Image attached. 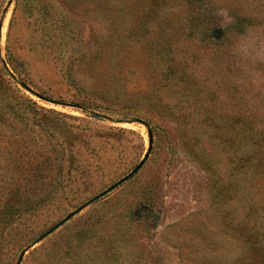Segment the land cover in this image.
Returning <instances> with one entry per match:
<instances>
[{
  "label": "rangeland",
  "instance_id": "1",
  "mask_svg": "<svg viewBox=\"0 0 264 264\" xmlns=\"http://www.w3.org/2000/svg\"><path fill=\"white\" fill-rule=\"evenodd\" d=\"M0 264H264V0H0Z\"/></svg>",
  "mask_w": 264,
  "mask_h": 264
},
{
  "label": "water",
  "instance_id": "2",
  "mask_svg": "<svg viewBox=\"0 0 264 264\" xmlns=\"http://www.w3.org/2000/svg\"><path fill=\"white\" fill-rule=\"evenodd\" d=\"M4 66H7L6 62L3 60L2 61ZM21 85L27 89L28 91L34 93L36 96H38L39 98L43 99V100H47L50 101L49 99L39 95L38 93H35L34 91H32V89H30L27 85H25L24 83H21ZM54 102V101H53ZM102 120V119H101ZM151 148V141H150V147ZM149 157V153L146 154V156L144 157V159L139 163V165L130 173L128 174L126 177H124L122 180H120L118 183L114 184L113 186H111L109 189H107L106 191L102 192L100 195L96 196L95 198H93L90 202H88L87 204H85L84 206H82L81 208H79L78 210H76L75 212L71 213L70 215H68L63 221H61L58 225H56L54 228H52L50 231H48L47 233H45L42 237H40L36 243L42 241L43 239H45L47 236H49L51 233H53L56 229H58L60 226H62L64 223H66L67 221H69L71 218H73L76 214H78L79 212H81L85 207H87L88 205H90L91 203H93L94 201L98 200L99 198L107 195L108 193L112 192L113 190H115L117 187H119L120 185H122L123 183H125L126 181H128L129 179H131L135 174H137L140 169L144 166L145 162L147 161ZM24 251L20 258H19V263H21L24 255H25Z\"/></svg>",
  "mask_w": 264,
  "mask_h": 264
},
{
  "label": "trees",
  "instance_id": "3",
  "mask_svg": "<svg viewBox=\"0 0 264 264\" xmlns=\"http://www.w3.org/2000/svg\"><path fill=\"white\" fill-rule=\"evenodd\" d=\"M5 68L7 69V67L5 66ZM9 90V89H8Z\"/></svg>",
  "mask_w": 264,
  "mask_h": 264
}]
</instances>
